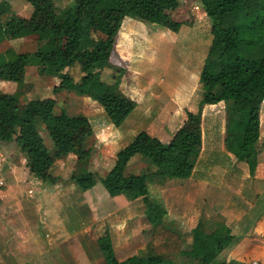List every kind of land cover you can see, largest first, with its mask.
<instances>
[{
  "label": "trees",
  "instance_id": "obj_1",
  "mask_svg": "<svg viewBox=\"0 0 264 264\" xmlns=\"http://www.w3.org/2000/svg\"><path fill=\"white\" fill-rule=\"evenodd\" d=\"M24 1L31 7L28 18L12 14L5 4L0 8V44L36 35L38 45L33 52L16 53L10 47L1 52L0 81L22 84L27 68L34 67L42 76L60 79L53 94L66 90L96 100L116 128L121 127L136 107L119 87L124 69L114 73L112 83L103 92L94 80L100 81L101 72L112 66L110 57L121 23L129 17L172 33L178 32L183 24L171 17L178 6L176 0H74V6L63 9L55 5L56 0ZM198 2L209 21L212 37L199 77L201 101L204 104L223 102L224 150L252 169L264 100V0ZM72 63L80 65L78 81L66 71ZM22 94L18 91L15 95H0V143L13 141L30 160L36 152L53 159L73 152L80 167L70 179L81 191H88L100 182L110 197L136 192L152 214L151 227H167L164 224L166 208L149 195L148 184L154 181L150 167L160 172L156 178L159 183L166 178L188 179L194 168L191 155L202 143L199 118L189 115L187 122L167 142L145 131L139 132L118 152L115 164L101 178L84 169L90 151L83 144L76 151L72 147L75 133L86 125L87 118L69 115L64 108L55 113L54 98L21 102ZM40 128L49 138L51 149L44 144ZM133 156L148 166L145 173L126 172ZM29 167L42 181L57 183L58 178L47 171L41 172L31 163ZM165 169L169 173L164 174ZM191 234L193 243L181 254L198 264H234L223 260L215 263L218 254L233 241L226 224L219 223L207 233L197 227ZM104 260L106 264H173L153 251L118 261L109 250Z\"/></svg>",
  "mask_w": 264,
  "mask_h": 264
},
{
  "label": "rangeland",
  "instance_id": "obj_2",
  "mask_svg": "<svg viewBox=\"0 0 264 264\" xmlns=\"http://www.w3.org/2000/svg\"><path fill=\"white\" fill-rule=\"evenodd\" d=\"M9 1L12 11L17 14V17H27L28 12L31 11V8L29 11V8L24 6L25 3L22 0ZM176 1L179 5V1L182 4L171 13V17L186 25L197 19V23L201 26V31L207 35L206 40L210 45L212 37L209 21L206 16H199L201 6L198 0ZM66 3L67 0H63L60 5L65 6ZM3 4L5 2L0 1V8L3 7ZM196 4L199 6V10L194 8ZM197 11L200 12L197 14ZM94 36L93 33L92 37ZM188 40L182 38L180 42H188L185 43L183 49L179 48V50L193 51L194 42H191L192 39ZM163 43H157V40L153 42L158 46L155 52L157 56L155 71L157 79L155 81L160 82L159 86H162L163 92L167 95H162L161 99L156 100L152 106H161L163 110H169L175 86L181 82L183 86L187 80L185 79L186 76L181 78L175 74L166 80L164 72L160 71V66L164 64L169 51L168 46ZM11 44L10 46L17 52H31L37 48L38 41L37 37L33 35ZM8 46V44L0 45V52H3ZM184 55L186 56L187 52ZM184 55L179 59L182 60ZM176 58L177 61L172 63L173 68H175L173 72L179 73L183 71V68L180 66L178 57ZM111 61L112 66L105 69L104 73L100 75L108 82L94 80L102 92L107 85L112 83L111 76L124 67L115 56H112ZM77 67L80 65L72 63L68 67L69 71L66 70L76 77L77 72L75 70ZM161 79L164 81L161 82ZM59 81L60 79L56 76H42L36 68L28 67L22 84L0 81V95H15L16 92L22 91L21 102H27L34 98H54L56 101L55 113L64 108L69 115L85 116L87 123L75 133L72 147L76 151L83 144L84 149L90 151L84 169L101 178L105 177L115 164L118 152L128 146L139 132L145 131L162 142H167L169 136L173 135L179 126L181 127L187 122L181 123L179 119H176L172 123L163 121L161 125L160 120L154 121L153 116H150L148 121H142L140 126L134 127L129 121L116 128L110 123L103 108L96 100L87 96L75 95L66 90L53 94L52 90L58 86ZM194 83L195 81L192 79L188 85L194 87V92L198 94L201 88L199 85L196 87ZM217 104L220 106L218 102L212 103V107L206 111L204 122H199L202 123L199 127L200 132L202 129V146L191 155V161L195 167V177L193 178L202 177L211 186L207 194L198 188L195 180H192L191 184L190 182L184 184L182 183L184 180L166 178L159 183L156 178H159L160 172L156 171V168L150 167L152 168L150 176L154 181H150L148 184L149 195L159 200L166 208L167 215L164 218L166 228L151 227L152 214L145 208L141 197L136 192L129 196L110 197L100 182H97L88 191H81L70 179L71 175L77 172L80 167L73 152L57 159L36 152L33 159L30 160L28 155L22 153L14 143L0 150V204H6L4 202L11 199L13 192L9 186L14 184L11 188L16 186L15 194L24 200L28 198V200L36 201L38 210L41 212V220L30 221L31 232L23 244V247H31L33 250L32 255L35 260L32 264H106L104 256L109 250L113 251L118 261L153 251L172 260L173 264H198L197 261L184 256L181 252L189 250L193 243L192 229L198 227L207 233L223 221L219 215L208 217L214 210L210 205L213 203L214 206L215 203V190L217 189L215 186L220 188L221 192L224 188L222 187L223 183H232L235 180L232 185H234L235 190L237 189L238 194L245 195V199L254 205L255 203L264 205V196L258 195L255 199L254 194L249 192V185L252 180L258 178L260 173L261 177L264 178V164H259L260 167L257 169L258 162L255 157L251 169L246 162L237 161L221 152L224 119L223 112H221L222 107H219L220 111L217 109ZM152 113L153 111H151V115ZM260 114L262 115V134L264 135V101ZM163 116H161L162 119ZM43 130V128L39 129L40 136L46 147L51 149L52 144ZM261 141L264 142L263 136ZM261 148L262 145H258V150ZM30 163L33 168L41 172L47 171L49 175L57 177V183L44 182L34 176L30 172ZM27 165L28 169L26 170L25 166ZM127 165L126 172L134 174L145 173V168L148 167L137 156L131 157ZM243 168L247 172V176H245ZM163 173H169V169H165ZM243 175L244 179H237L242 178ZM36 182L38 186L35 184ZM41 184H46V186L41 189L39 187ZM24 187L31 189L32 196L23 193ZM41 190L47 193V196L42 195L43 191L41 192ZM5 209L0 205V251L5 249L4 253L6 249L11 248L7 246V241L14 237L12 222L13 215H15L14 212L9 214ZM254 211L259 213L256 208ZM16 237L23 242L22 234L21 237ZM262 243H264V239ZM231 246L232 243L218 254L215 263L231 257L227 254ZM254 262L257 263V260L248 264Z\"/></svg>",
  "mask_w": 264,
  "mask_h": 264
},
{
  "label": "crops",
  "instance_id": "obj_3",
  "mask_svg": "<svg viewBox=\"0 0 264 264\" xmlns=\"http://www.w3.org/2000/svg\"><path fill=\"white\" fill-rule=\"evenodd\" d=\"M0 1H4L5 5L8 6L9 11L12 14L17 15L12 11L11 3L9 0ZM61 1L63 0L55 1V5L61 9L66 7H72L74 5V0H67L65 6L60 5ZM24 3V6H27L30 11L31 7L29 6V4L25 1ZM179 3L180 5L182 4L181 1H179ZM180 5L178 4L174 11L179 8ZM198 7L199 6L196 4L194 8L199 10ZM200 9L201 13H199L200 11H197V14L199 13V16H205L203 9L201 7ZM30 12H28L27 17L21 16V18H28ZM197 22L198 21L196 19L193 23H190L188 25L183 23L179 28L178 32L172 33L164 30L159 26L145 23L138 19L126 17L123 20L116 36L115 46L110 57V62L112 65L111 59L112 56H115L118 62L120 63L121 61L124 65V74L121 78L120 90L123 94H125L128 98H130L136 103L135 109L127 117L125 122L131 121L132 126L136 127L140 126L142 121L147 122V119H149L150 116H153V120H156L157 122L160 120L161 125L163 124V121H165L166 123H172L176 119H179V121L183 123L188 120V117L186 118V114L187 116L192 114L197 115L196 117H199V122H204V119L206 118V111L212 107V103L204 104L201 101L202 97H200L201 91L197 94V92H194V87L188 85L189 81L194 79L195 86L197 87L199 85L200 87L199 77L210 46L208 41L206 40L207 35L201 31V26ZM31 36L33 35L24 36L19 39L4 41L0 45L8 44V48L10 47L15 51V49L10 46L12 45L11 43L22 41ZM34 36L37 37L36 35ZM182 38H186L187 40L192 39L191 42H194L193 51L190 52L182 50L183 47L186 45L185 43L189 41L188 40L180 42ZM154 40H157V43L164 42L163 44H166L165 46H168V55L164 64L160 66V71L164 72L166 80L170 76H174V74L180 76L181 78H184L183 76H186L185 79L187 80V83L183 86L182 82L175 86V90H173L172 92V100L170 102L171 109L169 108V110H163L161 106H152L154 105V102L156 100H158L159 98L161 99L162 95H167L165 94V92H163L162 86H159L160 82L155 81V79H157V77H155V71L157 67V56L155 52L158 46L153 44ZM179 48L182 49L179 50ZM15 52L23 53L17 51ZM186 52L187 55L185 56L184 54ZM183 55L184 58L180 60L179 58ZM176 57H178V59L180 60V62H178L183 68V71L179 73L173 72L175 68H173L172 63H175V61H177ZM79 69L80 67H77V69L75 70V72H77L76 77H74V75L69 72L71 75H73L72 77L75 81H78L81 77ZM67 70L69 71V68H67ZM104 70L101 72V74L104 73ZM101 80L108 82V80L104 78H101ZM161 80V82L164 81L163 79ZM169 95L171 94L169 93ZM160 102L163 103L162 100H160ZM218 103H220V106L219 104H217V109H219V107H222V111L220 109L219 110L223 112V102ZM151 111H153L152 115ZM162 115H164L163 119L161 118ZM202 123H199L200 126ZM262 136L264 137V135L262 134V115L260 114L259 141L256 145V159L258 162L257 169L258 167H260L259 164H264V142L261 141ZM171 137L172 135L169 136L166 141H169ZM11 143L14 142L11 141L0 143V150H3V148L10 145ZM260 144L262 145V148L258 150V145ZM221 152L224 155L226 153V155H228L230 158L235 159L233 155L227 153L224 150L223 139L221 144ZM25 169H28V165L25 166ZM243 170L245 176H247V172L244 168ZM194 172L195 167L193 168L191 176L188 179L184 180V182L182 183L186 184L190 182L191 184V181L195 180L194 182L197 183L198 188L202 190L203 193L207 194L211 186H209L208 183L205 182L202 177H200L201 175L198 179L193 178L195 177ZM237 179H244V175L242 178ZM234 183L235 180L232 183H223L222 187L224 188L221 190V192L219 190L220 188L215 186V188H217L215 190L216 199L213 198L215 200V203L214 206L213 203L210 205V207H213L214 210L208 215V217H212L214 215L221 216V221L223 219L224 222H219L226 224L231 229L233 241L231 248L229 249V251L227 250V254L231 257L226 259L225 262H234V264H248L251 261L257 260V263L254 262L252 264H264V243H262V240L264 239V205L257 203H255L254 205L251 202H248L245 199V195L238 194L237 189L235 190V188L233 187L234 185H232ZM35 184L37 185V182ZM13 185L14 184L9 186V189L11 190V192H13V195H11V199L7 200V202H4L6 204H0L1 206L6 208L5 210L9 212V214H12L13 212L15 214L13 215L14 217L12 222V233L14 237L11 240L7 241V246L11 248L9 250L6 249L5 253V249L3 251H0V264H32V262L35 260L32 255L33 250L31 247H23V244L27 241V236L31 232L32 225L30 221L34 222L38 219L41 220V212L40 210H38L39 208L36 204V201L28 200V198L27 200H24L23 198H20L18 195H16V186H14L13 189L11 188ZM45 186L46 184H41V186L39 187L42 189V187ZM42 191L43 190H41V192ZM249 192L254 194L255 199L258 195L264 196V178L263 176L261 177V173L258 178L252 180V182L250 183ZM23 193L32 196L31 189L27 187L23 188ZM42 195L47 196V193L43 191ZM255 208L258 209V214L255 213ZM21 234L23 242L18 240L16 237H21Z\"/></svg>",
  "mask_w": 264,
  "mask_h": 264
}]
</instances>
